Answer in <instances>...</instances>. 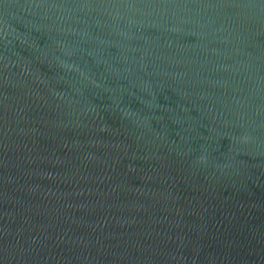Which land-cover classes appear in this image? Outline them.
Returning <instances> with one entry per match:
<instances>
[{"label": "water", "instance_id": "obj_1", "mask_svg": "<svg viewBox=\"0 0 264 264\" xmlns=\"http://www.w3.org/2000/svg\"><path fill=\"white\" fill-rule=\"evenodd\" d=\"M0 264H264V0H0Z\"/></svg>", "mask_w": 264, "mask_h": 264}]
</instances>
